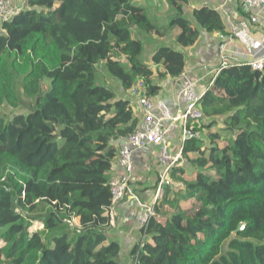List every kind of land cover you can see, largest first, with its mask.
Segmentation results:
<instances>
[{
    "label": "trees",
    "instance_id": "obj_1",
    "mask_svg": "<svg viewBox=\"0 0 264 264\" xmlns=\"http://www.w3.org/2000/svg\"><path fill=\"white\" fill-rule=\"evenodd\" d=\"M168 2L167 28L134 0H30L0 23V106L23 104V73L30 101L25 114L0 117V264H118L120 247L106 238L109 173L139 119L129 100L97 82L96 67L124 91L138 81L144 98L157 96L143 43L130 29L163 36L177 28L182 48L199 37L183 14L187 0ZM191 19L226 34L213 9H195ZM150 63L162 69L158 79H174L185 57L163 46ZM199 108L203 121L194 130L206 138L184 140L185 166L173 170L155 217L140 228L134 264H264V62L261 70L219 68ZM41 206L44 216H29Z\"/></svg>",
    "mask_w": 264,
    "mask_h": 264
},
{
    "label": "crops",
    "instance_id": "obj_2",
    "mask_svg": "<svg viewBox=\"0 0 264 264\" xmlns=\"http://www.w3.org/2000/svg\"><path fill=\"white\" fill-rule=\"evenodd\" d=\"M134 4L142 7L149 20L161 28H167L174 15V9L168 0H134ZM202 7L213 9L220 15L225 25L226 34L207 33L192 21V11ZM183 14L199 31V37L191 47L182 48L177 45L175 41V37L179 33L177 28L168 30L163 36L148 35L133 27L130 29L131 37L142 41L141 60L150 66L154 74L153 83L161 88L157 96L149 99L153 105V112L156 114H158V103H162L171 116H175L180 110H183L184 104L180 98V91L184 78L192 80L196 84L197 91L204 93L219 68L239 63H252L264 58V8L254 12L256 21L252 22L250 15L243 13L237 2L187 0L183 7ZM163 46L183 53L185 67L179 78H157V72L162 69L150 61L152 54ZM120 61L124 67L129 66L122 59ZM97 82L112 89L117 99L129 100L140 123L143 115L140 94L124 91L120 82L113 79L102 64L99 75H97ZM137 84L138 81L133 84V89ZM199 137L204 139L200 134ZM183 143V128L181 122L176 121L170 133L171 151L178 152L183 147ZM155 153L156 148L149 146L136 151L133 155L131 186L142 204H153L154 202L160 168ZM180 165L185 166L183 158ZM109 174L110 180L117 179L121 175L117 160ZM108 214L110 225L106 229L107 242H116L120 247L119 259L127 262L124 264H133L130 252L135 245L143 241L138 225L139 205L133 201V198L126 197L112 207Z\"/></svg>",
    "mask_w": 264,
    "mask_h": 264
},
{
    "label": "built area",
    "instance_id": "obj_3",
    "mask_svg": "<svg viewBox=\"0 0 264 264\" xmlns=\"http://www.w3.org/2000/svg\"><path fill=\"white\" fill-rule=\"evenodd\" d=\"M30 0H0V23L8 21L22 11ZM237 2L242 12L250 15L252 22L256 21L254 12L264 8V0H226ZM264 58L250 63L254 70H261ZM218 73V72H217ZM215 74V76L217 75ZM214 76V77H215ZM214 78L211 80V85ZM133 94H140L143 110L142 119L137 129L122 143L117 154V164L121 170L119 178L110 180L111 205L133 198L139 205L138 225L143 228L149 219L155 217L154 204L161 200L164 186L171 183L170 175L176 167L181 165V150L174 153L170 149V133L176 121H180L183 128V141L199 137L194 127H199L203 121V113L199 108V102L203 93H199L196 84L189 78H184L180 91V98L184 104L183 110L175 116H171L168 109L162 104H157L158 114L153 112V105L149 99L142 96V84L139 82L132 90ZM156 148V160L159 168L158 181L155 188L153 204H142L136 197L131 186V174L133 169V155L136 151L145 147ZM111 207V208H112ZM134 264V263H133Z\"/></svg>",
    "mask_w": 264,
    "mask_h": 264
},
{
    "label": "rangeland",
    "instance_id": "obj_4",
    "mask_svg": "<svg viewBox=\"0 0 264 264\" xmlns=\"http://www.w3.org/2000/svg\"><path fill=\"white\" fill-rule=\"evenodd\" d=\"M100 67H101V64L97 65V67H96L97 75H99V69H100ZM24 72H25V69H24ZM23 74L17 75L18 76L17 77V83H18V85H17V91H19V95L22 97L23 104L21 106H19L18 108H15V109L9 107L8 105H2V106H0V117L9 119V118H11V117H13L14 115H17V114H25L27 112V110H29L30 101L27 100L24 97V95L22 93V90L20 88L21 83H22V78L24 77ZM47 88H48V82L46 80H44L43 90H46ZM218 128H219L218 126H215L211 130L214 131V132H216L218 130ZM200 135L203 136L204 139L206 138L203 134H200ZM219 145H222V142H219ZM168 185L170 186L171 183L168 184ZM46 212H48V208L41 206V207H39L37 209L36 212L29 214V216L30 217H34V216L35 217H42V216H44L46 214ZM74 222H76V221H74ZM33 228L34 229L38 228V225L36 224ZM124 263H127V262L125 260H123V259H119L118 264H124Z\"/></svg>",
    "mask_w": 264,
    "mask_h": 264
},
{
    "label": "water",
    "instance_id": "obj_5",
    "mask_svg": "<svg viewBox=\"0 0 264 264\" xmlns=\"http://www.w3.org/2000/svg\"><path fill=\"white\" fill-rule=\"evenodd\" d=\"M243 228V225H240L239 227H238V230H241Z\"/></svg>",
    "mask_w": 264,
    "mask_h": 264
}]
</instances>
